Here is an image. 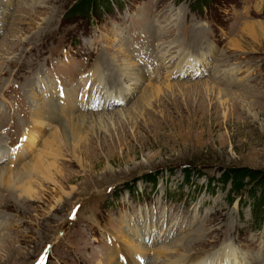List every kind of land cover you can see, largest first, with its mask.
<instances>
[{
  "label": "rangeland",
  "instance_id": "374dc122",
  "mask_svg": "<svg viewBox=\"0 0 264 264\" xmlns=\"http://www.w3.org/2000/svg\"><path fill=\"white\" fill-rule=\"evenodd\" d=\"M64 91L93 102L73 113L85 138L35 198L0 189V264H264V0H0V144L23 150L16 167L69 136L21 138Z\"/></svg>",
  "mask_w": 264,
  "mask_h": 264
},
{
  "label": "bare ground",
  "instance_id": "6f19581e",
  "mask_svg": "<svg viewBox=\"0 0 264 264\" xmlns=\"http://www.w3.org/2000/svg\"><path fill=\"white\" fill-rule=\"evenodd\" d=\"M200 61H202V59ZM30 68L32 69L31 66H30ZM129 73L125 74V76H124L125 79L132 78V76H133L132 79L134 81H136L138 83L140 82L138 72L132 73V74H129ZM98 74H100V73H98ZM183 74H184V72H183ZM95 75H96V73H94L93 76H95ZM97 81H99L98 84H101L102 83L101 77H98ZM98 84L96 83L94 85H98ZM113 84L118 86L117 87L118 89H122V90H120V92H118V94L123 96L124 90L122 87L124 85L120 84L119 80H116L115 83H113ZM30 88H31V91H29V94L33 93V89H32L33 86ZM106 88H107V85L103 87V89H106ZM158 92H159V88L157 87L155 94L153 95V93H151L150 96H152V95L155 96V95H157ZM75 93L70 94V93H66L64 91L63 92L64 96H58L57 100H54L53 98H51V96H49L48 99L45 100V101H48V103H46V104L44 103L45 105L42 104L40 107L37 106V109H34V112H31L32 114L30 115V119L32 120L31 121L32 124H30V125L25 124V126H22V130H21V138H22L23 142L25 141V145H26L25 148L27 147L30 149H32L35 145L34 136L38 135L36 130H38L39 132H44L47 125H50V124H52V125L55 124L58 126L60 125V127H62V129H64V128L67 129L69 136L66 135L65 133L59 134V131L49 135L48 141L44 142L41 147L36 149L37 150L36 156L33 157L32 159H30L28 162L23 163L19 167H16L15 164L22 157L23 150L18 151L17 152L18 154L16 153V155L13 156L12 154L6 153L4 151L3 146L0 144V189H2L3 192H7V190H9L10 191L9 193H11V195H13L12 193H14L15 190H18L19 194H17V197H19V198H21V196H23V198H26L29 200L31 198H35L36 193H35L34 186H38V188L41 187L43 189V187H44L43 184L45 182H46L45 184H47L51 181V176H53L51 174V168L52 167L55 168V164H56L55 161L58 158L62 157L63 152L73 153V149H72L73 145L71 147L69 146V140L79 141V140L83 139L84 134H83L81 125L83 124L84 120L87 119V117H88L85 115L74 116V114H73L74 109H76L77 111H80V110H84V109H81L83 107L85 108V107H92L93 106V102H92L90 105L85 104L82 107H75L74 108L73 105L75 103ZM55 94L57 95V93H55ZM98 94H105V96H107L108 92H101L99 90ZM117 95H114V96H117ZM109 96L112 99L113 95H110V93H109ZM143 96H142V101H143V99L147 98V96H149V95H147V96L145 95L144 97ZM30 98H34V97L31 96ZM35 98L37 99L39 97L35 96ZM57 103H58V105H57ZM113 104H115V103H113ZM107 106H109V105H107ZM120 113H122V112H120ZM93 115L94 114H92V116L90 118H92V117L94 118ZM100 115L102 116V114H100ZM63 116H65L67 118V120L65 119L66 120V125H65L66 127L63 125ZM101 116H98V119L95 117L94 121L98 120V123L101 122L102 120L99 121V119H101ZM76 117H77V120L74 119ZM0 125H1L0 126V130H1V127L3 124L0 123ZM0 138H1V136H0ZM47 160H48V162H47ZM49 160H51V161L49 162ZM5 162H7L10 165H14V166L13 167L10 166L8 168L1 166L2 164H5ZM10 198H12V197H10ZM3 207L7 208V204L3 203ZM5 245L6 244L4 242H2V240H0V250L4 249ZM171 247H168V249L171 251L175 252L178 250V248H175L176 246L174 245V243L171 244ZM181 247H183V246H181ZM168 249H163V251L167 252ZM194 261H195L194 257H187L185 260L178 262V263H173V264H197Z\"/></svg>",
  "mask_w": 264,
  "mask_h": 264
},
{
  "label": "trees",
  "instance_id": "16d2710c",
  "mask_svg": "<svg viewBox=\"0 0 264 264\" xmlns=\"http://www.w3.org/2000/svg\"><path fill=\"white\" fill-rule=\"evenodd\" d=\"M74 9H75V7L73 8V9H71L70 10V12H74ZM69 12V13H70ZM252 173V174H251ZM249 175V177L251 178V179H253V180H257V179H259L260 178V175H256V173H254V172H251ZM239 174H235V176H238ZM233 176H231L230 178H232ZM264 181V180H263Z\"/></svg>",
  "mask_w": 264,
  "mask_h": 264
}]
</instances>
